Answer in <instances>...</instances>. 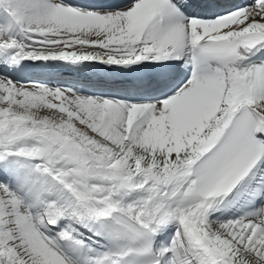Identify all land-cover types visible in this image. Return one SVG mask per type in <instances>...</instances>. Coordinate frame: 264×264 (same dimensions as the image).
Wrapping results in <instances>:
<instances>
[{
	"label": "snow or ice",
	"instance_id": "obj_1",
	"mask_svg": "<svg viewBox=\"0 0 264 264\" xmlns=\"http://www.w3.org/2000/svg\"><path fill=\"white\" fill-rule=\"evenodd\" d=\"M0 264H264V0H0Z\"/></svg>",
	"mask_w": 264,
	"mask_h": 264
},
{
	"label": "bare ground",
	"instance_id": "obj_2",
	"mask_svg": "<svg viewBox=\"0 0 264 264\" xmlns=\"http://www.w3.org/2000/svg\"><path fill=\"white\" fill-rule=\"evenodd\" d=\"M119 0H113L114 3H117ZM26 79H35V80H47L49 77L46 74L39 72H29L21 74Z\"/></svg>",
	"mask_w": 264,
	"mask_h": 264
}]
</instances>
